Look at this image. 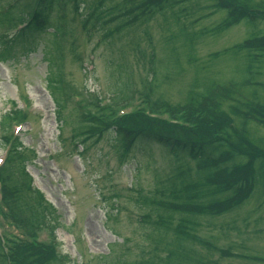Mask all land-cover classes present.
Listing matches in <instances>:
<instances>
[{
	"label": "rangeland",
	"instance_id": "374dc122",
	"mask_svg": "<svg viewBox=\"0 0 264 264\" xmlns=\"http://www.w3.org/2000/svg\"><path fill=\"white\" fill-rule=\"evenodd\" d=\"M98 1L69 0V32L61 39L52 34L55 19L49 20L51 27L45 32L26 29L27 15H18L32 11L35 0H0V38H7L5 43L0 40V167L5 164L6 147L15 144L21 160L18 166L7 165L12 182L23 181L22 162L31 184L29 192L21 187V202L43 215L36 239L44 243L52 238L53 242V231L64 264H134L149 258L152 245L148 238L158 236L155 216H151V225H139L145 211L136 204L138 192L153 193L170 172L174 173L175 160L158 147L122 155L112 133L80 141L73 138V127L85 121L84 114H106L99 105L107 112L120 110L117 102L122 101L119 96L126 87H130L128 93L146 91L143 81L151 75L150 50L155 54L157 79L151 93L154 103H168L173 108L186 105L194 88L215 80L230 92L231 101H222L220 111L232 120L246 104L264 107V62L254 83L243 86V56L207 60L208 54L247 37L249 31L242 22L216 38L195 39L196 58L187 63L182 29L198 32L224 17L208 2L185 4L183 8L192 12L188 19L175 22L169 14L165 21L156 15L145 25L115 32L107 42L93 20L83 25ZM237 1L249 11L264 12V0ZM76 3L81 5L79 11L74 9ZM108 26L117 29L120 25L114 22ZM256 30L264 33V20L257 23ZM136 45L146 53L144 57L139 56ZM137 101L129 106L136 107ZM228 105L237 107V112L232 115ZM16 111L24 118L14 119V125L7 115L13 117ZM244 138L247 148L263 152L264 123L251 122ZM184 166L194 181L205 179L206 173L194 162L188 160ZM166 186L169 184L165 185L169 193ZM22 216L30 218V212ZM16 229L11 226L8 231L19 234ZM197 232L212 235L216 249L207 257L213 255L216 264H264L262 194L225 216L201 220Z\"/></svg>",
	"mask_w": 264,
	"mask_h": 264
},
{
	"label": "trees",
	"instance_id": "16d2710c",
	"mask_svg": "<svg viewBox=\"0 0 264 264\" xmlns=\"http://www.w3.org/2000/svg\"><path fill=\"white\" fill-rule=\"evenodd\" d=\"M201 1L213 4L224 13V17L205 30L194 32L182 29L180 35L185 41L182 49L187 63L191 64L196 58L195 39L201 36L216 38L243 22L249 31L247 37L219 52L208 54L207 60L243 56L245 77L242 82L243 86H250L264 62V33L256 30L257 23L264 20V12L249 11L237 0H99L94 11L83 19V25L93 20L102 39L108 42L115 32H122L136 24L145 25L156 15L165 21L169 14L175 22L188 19L192 17V12L183 8L185 4ZM35 2L32 11L18 15H27L29 27L26 29L45 32L51 27L49 20L55 19L52 34L66 38L69 32V0ZM74 9L79 11L81 5L76 3ZM114 22L120 25L117 29L108 26ZM5 39L0 38L2 43H5ZM148 45H153V42L148 41ZM135 47L139 56L144 57L146 53L140 50V46ZM154 61V51L150 50L148 71L151 75L143 81L146 91L139 94L140 108L118 115L114 109L107 112L99 105V109L106 114L84 115L82 118L85 121L73 127L72 135L82 141V138H101L103 134L112 133L122 155L145 153L158 147L175 160L174 173L170 172L153 193L143 195L138 192L136 204L145 211L139 225H151V216H155L153 222L158 236L154 234L148 238L152 245L149 258L143 257L134 264H216L213 255L207 257L212 249H216L212 235L202 236L197 230L201 220L210 221L225 216L259 193L264 199V152L252 151L243 143L251 121L264 123V107L259 103L246 104L242 113L234 117L237 107L228 105L232 120L220 111L222 101H231L230 92L220 88L215 80L194 88L186 105L173 108L168 103H154L151 97L157 84ZM129 88L126 87L119 96L123 101L132 93L126 92ZM7 117L13 124L17 123L14 119L24 118L21 111ZM15 146L7 147V162L0 168V218L4 224L19 228L17 230L21 234L10 236L7 233L3 240L0 237V261L3 264H64L62 260L65 256L57 252L58 243L53 231V242L52 238L44 243L36 239V230L43 225L39 221L43 215L21 202V187H26V192H29L31 184L22 162L19 169L23 181L12 182L7 165L12 163L18 166L17 162L21 160L20 151ZM18 146L21 147L20 144ZM188 160L206 173L204 180L196 182L192 179L190 171L184 166ZM167 184L169 193L165 190ZM35 194L40 200L44 199L40 192ZM20 211L23 215L26 211L30 212V218L22 216ZM117 264L129 263L118 261Z\"/></svg>",
	"mask_w": 264,
	"mask_h": 264
}]
</instances>
